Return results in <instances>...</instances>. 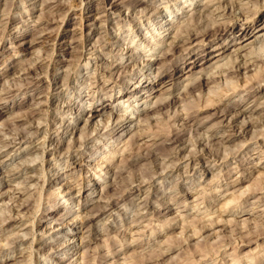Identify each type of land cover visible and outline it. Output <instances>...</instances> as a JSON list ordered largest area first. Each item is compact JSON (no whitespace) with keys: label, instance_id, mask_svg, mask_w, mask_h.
<instances>
[{"label":"rangeland","instance_id":"1","mask_svg":"<svg viewBox=\"0 0 264 264\" xmlns=\"http://www.w3.org/2000/svg\"><path fill=\"white\" fill-rule=\"evenodd\" d=\"M263 41L264 0H0V264H264Z\"/></svg>","mask_w":264,"mask_h":264},{"label":"bare ground","instance_id":"2","mask_svg":"<svg viewBox=\"0 0 264 264\" xmlns=\"http://www.w3.org/2000/svg\"><path fill=\"white\" fill-rule=\"evenodd\" d=\"M47 1H48V0H47ZM208 1H209V0H208ZM219 1H221V0H219ZM42 3H44V2H42ZM128 3H129V2H128ZM184 3H185V2H184ZM209 3H210V2H209ZM209 3H208V4H209ZM248 3H249V2H248ZM208 4H207V5H208ZM244 4H245V3H244ZM82 5H83V4H82ZM189 5H190V4H188L187 6H185V8H187V7L190 8ZM210 5H211V3L209 4V6H210ZM242 5H243V4H242ZM146 6H147V5H146ZM182 6H183V5H182ZM252 6H253V5H252ZM126 7H127V6H126ZM135 7H136V6H135ZM144 7H145V6H144ZM183 7H184V6H183ZM220 7H221V6H220ZM224 7H225V6H224ZM226 7H227V6H226ZM247 7H248V6H247ZM127 8H128V7H127ZM130 8H132V7H130ZM152 8H153V7H152ZM218 8H219V6H218ZM218 8H217V9H218ZM238 8H239V7H238ZM26 9H27V8H26ZM143 9H144V8H143ZM145 9H146V8H145ZM145 9H144V10H145ZM147 9H148V8H147ZM156 9H157V8H156ZM156 9H155V10H156ZM190 9H191V8H190ZM219 9H220V8H219ZM249 9H250V8H249ZM249 9H248V10H249ZM130 10H131V9H130ZM139 10H140V9H139ZM128 11H129V10H128ZM157 11H158V10H157ZM167 11H170V13H168L169 16H170V15L172 14V11H173V10L170 9V10H167ZM184 11H186V10H182V12H184ZM191 11H192V10H191ZM194 11H195V10H194ZM214 11H215V10H214ZM241 11H242V10H241ZM241 11H240V12H241ZM139 12H140V11H139ZM144 12H146V11H144ZM150 12H151V11H150ZM158 12H159V11H158ZM211 12H212V11H211ZM224 12H225V11H224ZM125 13H126V12H125ZM141 13L144 14L143 12H141ZM193 13H194V12H193ZM200 13H201V12H200ZM226 13H227V12H226ZM226 13H225V16H226ZM230 13H231V12L228 13V16H229ZM120 14H121V13H120ZM145 14H146V13H145ZM222 14H223V13H222ZM222 14H221V15H222ZM234 14H235V13H234ZM242 14H243V13H242ZM190 15H191V14H190ZM208 15H209V14H208ZM218 15H219V14H218ZM232 15H233V14H232ZM169 16H167V17H168L167 19L170 18ZM174 16H176V15H173V16L170 18V20L173 21V20H174ZM191 16H192V15H191ZM193 16H194V15H193ZM193 16H192V17H193ZM223 16H224V15H223ZM242 16H243V15H242ZM40 17H41V16H40ZM164 17H165V16H164ZM230 17H231V16H230ZM245 17H246V16H245ZM248 17H249V16H248ZM42 18H43V17H42ZM189 18H190V17H189ZM198 18H199V15H198ZM218 18H219V17H218ZM235 18H236V17H235ZM190 19H191V18H190ZM190 19H188V21H189ZM194 19H195V18H193V20H194ZM214 20H215V19H214ZM230 20H231V19H230ZM172 21H171V22H172ZM190 21H191V20H190ZM194 21L196 22V21H198V19H197V20L195 19ZM194 21H193V22H194ZM199 21H200V19H199ZM199 21H198V23H199ZM219 21H220V20H219ZM224 21H225V20H224ZM224 21H223V22H224ZM248 21L253 23V19H249V20H247V22H248ZM117 22H118V21H117ZM161 22H162V21H161ZM171 22H170V23H171ZM195 22H194V23H195ZM207 22H208V21H207ZM207 22H206V23H207ZM225 22H226V21H225ZM194 23H193L194 26L190 27L191 25H190V26H189V25L187 26V25H186L187 23L185 22L184 25H186V27H188V28H186V29H185V27L182 28V29H184V31H185L186 33L188 32V35H186V36H187L188 38H191V39H193L192 36H196V35H199V34L201 35V33H202V32H200L201 30L198 31V28L195 27L196 23H195V24H194ZM210 23H211V21H210ZM212 23H213V22H212ZM228 23H230V22L228 21ZM257 23H258V22H257ZM99 24H100V23H99ZM116 24H117V23H116ZM174 24H175V23H174ZM200 24H201V21H200ZM202 24H203V23H202ZM213 24H214V26H212ZM213 24H211V26H212L211 28H213V29H214L215 27L218 26L217 28H215V29H216L215 31L217 32V33H216L217 36L215 35V33H212V36H213V37L216 36V37L218 38L221 34H223V35L225 34V35H226V34L231 30V28H229V26H227V25H228L227 23H226L227 25H224L225 23L223 24L222 22H218V21L216 20ZM180 25H181V24H180ZM180 25H179V27H180ZM207 25H208V24H207ZM207 25H205V27H206ZM249 25H250V24H249ZM254 25H255V24H254ZM198 26H199V25H198ZM201 26H202V25H201ZM208 26H209V25H208ZM208 26L206 27V29L210 27V26H209V27H208ZM179 27H178V28H179ZM205 27H204V29L201 27V28L203 29V31H204V30L206 31ZM247 27H248V25L245 26L244 29L246 30ZM167 29H168V28H165V30H167ZM182 29H181V31H180V30H177V31L175 30V32L177 33V34H175L176 38L182 36V33H181V32L183 31ZM196 29H197V30H196ZM199 29H200V27H199ZM165 30H164V31H165ZM207 31H208V30H207ZM175 32H174V33H175ZM185 32L183 33L184 35H185ZM213 32H214V31H213ZM247 32H248V31H247ZM159 33H160V32H157L156 37L160 36ZM203 33H204V32H203ZM203 33H202V34H203ZM233 33H236V32L233 31ZM213 34H214L215 36H214ZM206 35H207V34H206ZM208 35H209V34H208ZM204 36H205V35H204ZM209 36H210V35H209ZM209 36H208V37H209ZM212 36H211V37H212ZM102 38H103V37H102ZM195 38H196V37H195ZM104 39H105V38H104ZM202 39L204 40V38H202ZM210 39H211V38H210ZM238 39H239V38H238ZM85 40H86V39H85ZM114 40H115V39H114ZM116 40H117V39H116ZM233 40H234V39H233ZM233 40L231 39L228 43H224V41H223V42H221V43H219V44H215V47H216V48H224V51H220V50L218 49V50L215 52V55H216V56L219 55V54H221L219 57H216V60H221L222 58H224V57L227 56V55L224 54V53H225L226 49L231 48V46H228V44L230 45L231 41H233ZM158 41L161 42V40H157V42H156L155 44L159 43ZM163 41H164V40H163ZM172 41H174V40H172ZM189 41H190V40H189ZM243 41H244V40L241 41V37H240L239 41L236 42V43H240V44H238V46H237L236 48H240V47H242L243 45H242L241 43H242ZM204 42H205V41H204ZM263 42H264V41H263ZM30 43H31V41H30ZM32 43H33V41H32ZM152 43H153V42H152ZM200 43H203V42H200V41H199V44H200ZM250 43H251V41H250ZM153 44H154V43H153ZM155 44H154V45H155ZM171 44H173V43H171ZM171 44H170V48L172 47ZM203 44H205V43H203ZM95 45H96V44H95ZM173 45H174V44H173ZM168 46H169V44H168ZM185 46H187V45H185ZM173 47H174V46H173ZM175 47H176V45H175ZM199 47H200V46H199ZM208 47H209V46H208ZM208 47H206V48H204V49H202V50H208ZM249 47H252L251 44L249 45ZM249 47L247 46V48H249ZM254 47H255V46H254ZM261 47H262V46H261ZM188 48H190V47H188ZM194 48H195V47H191V48L188 50V52H187V54H191V53H193V55H192L191 57H194V56L199 55V54H201V55L204 54V53L201 52L200 50L196 51V49H194ZM242 48H243V47H242ZM247 48H246V49H247ZM252 48H253V47H252ZM100 49H101V48H100ZM154 49H155V48H154ZM168 49H169V48H167V50H164L163 52H161V53L163 54V55H161V56H165V55H167V52H168V51H169L170 54H172V55H174L175 52H177V51L172 52V51L174 50L173 48H172L173 50H172V49L168 50ZM175 49H176V48H175ZM177 49H178V48H177ZM199 49H200V48H199ZM171 50H172V51H171ZM184 50H185V49H184ZM184 50H183V51H184ZM194 50H195V51H194ZM214 50H215V49H214ZM235 50H236V49H235ZM251 50H252V49H251ZM236 51H237V50H236ZM236 51H233L234 53H233V52H232V53L235 55V52H236ZM249 51H250V49H249ZM169 52H168V53H169ZM184 52H185V51H184ZM204 52H205V51H204ZM212 52H213V51H211V50L209 49L205 54L210 55ZM238 52H239V51H238ZM238 52H236V53H238ZM257 52H258V51H257ZM257 52H256V54H258ZM38 53H39V52H38ZM173 53H174V54H173ZM180 53H181V52H180ZM229 53H230V52H229ZM254 53H255V50H254ZM177 54H178V52H177ZM227 54H228V53H227ZM242 54H243V53H242ZM245 54H246V53H245ZM152 55H153V54H152ZM175 55H176V54H175ZM229 55H230V54H229ZM231 55H232V54H231ZM234 55H233V56H234ZM240 55H241V54H240ZM259 55H260V54H259ZM262 55H263V54H262ZM161 56H160V57H161ZM235 56H237V57H236L237 59L235 60V59L233 58V59H234V61L232 60V61L234 62L233 64L235 65L236 63H238V64H236V65L240 66L239 64H240V62H242V61L237 62V61L239 60V58H238L239 55H235ZM241 56H242V55H241ZM245 56H246V58L248 57L247 60L250 59V57H251L250 54H249V55L246 54ZM245 56H244V58H245ZM91 57H92V56H91ZM98 57H99V56H98ZM169 57H171V56H169ZM173 57H174V56H173ZM173 57H172V58H173ZM183 57H184V56H183ZM214 57H215V56H214ZM231 57H232V56H231ZM253 57H255V56L253 55ZM257 58H258V57H256V59H257ZM260 58H261V57H260ZM36 59H37V58H36ZM151 59H152L151 57L148 58V62L146 63L147 65H151V66H152L153 62L151 61ZM164 59H165V58H164ZM164 59H163V60H164ZM166 59H167V58H166ZM169 59H170V58H169ZM214 59H215V58H214ZM160 60H161V59H160ZM228 60H230V59H228ZM228 60H227V62H228ZM87 61H88V60H87ZM158 61H159V60H158ZM185 61H186V58H185ZM185 61H184V62H185ZM244 61H245V60H244ZM248 61H249V60H248ZM159 62H160V61H159ZM200 62L203 63V61L201 60V61H197L196 64H198V63H200ZM235 62H236V63H235ZM161 63H162V61H161ZM163 63H164V65L161 64L162 66H161L160 63H159L160 66H158L159 68H157V70H156V71H158V74H162V73H163L164 71H166V69H167L166 66H165L166 63H165V62H163ZM222 63H223V62H222ZM243 63H246V62H243ZM105 64H106V63H105ZM143 64H144V63H143ZM230 64H231V63H230ZM71 65H72V64H71ZM226 65H227V63H226V64H225V63H223V64H219V63H218V64L215 65V68H216V66H217V68H218V67H219V68H220V67L224 68V66L226 67ZM228 65H229V63H228ZM231 65H232V64H231ZM68 66H69V65H68ZM73 66H74V64H73ZM133 66H134V65H133ZM138 66H139V65H138ZM167 66H168V65H167ZM143 67H144V66H143ZM147 67H148V66H147ZM229 67H230V66H229ZM229 67L227 66V67L225 68V70H226L227 68H229ZM234 67H235V66H234ZM234 67H232V68H234ZM109 68H110V67H109ZM180 68H181V67H180ZM206 68H207V67H206L205 65H204L203 67H201V68L199 69V72H201L200 75H199V76H196V77H198L197 80H195L196 78L194 77V78H195L194 81H193L194 83H193L192 81H191V82L189 81L188 83H189V84H190V83H192V84H196V83L198 82L197 84H199V83H200V80H201V82H203L202 79H206V78L209 79L210 77H209L208 75H210V74H211L210 76L213 77V76H212V73H214V72H212L210 69H209V70L211 71V73H210V74H207V76H203V75H204V71H206ZM219 68H218V69H219ZM230 68H231V67H230ZM232 68H231V69H232ZM235 68H237V67H235ZM68 69H69V68H68ZM144 69H145V68H144ZM158 69H159V70H158ZM176 69H179V68H176ZM181 69H183V68H181ZM189 69H190V68H189ZM220 69H221V68H220ZM130 70H131V69H130ZM197 70H198V69H197ZM197 70H194V71L196 72ZM213 70H214V68H213ZM229 70H230V69H229ZM233 70H237V69H233ZM263 70H264V69H262V71H263ZM29 71H30V70H29ZM210 71H209V72H210ZM214 71H215V70H214ZM216 71H217V70H216ZM226 71H228V69H227ZM69 72H70V71H69ZM209 72H208V73H209ZM263 72H264V71H263ZM202 73H203V74H202ZM29 74H30V73H29ZM69 74H70V73H69ZM170 74H171V73H170ZM191 74H192V73H191ZM191 74H190V75H191ZM223 74H224V72H223ZM187 75H188V74H187ZM190 75H188V77H191ZM217 75H218V74H217ZM160 76H161V75H160ZM172 76H173V75H172ZM194 76H195V75H194ZM95 77H96V76H95ZM192 77H193V76H192ZM64 78H65V77H64ZM213 78H215V76H214ZM213 78H212V79H213ZM65 79H66V78H65ZM190 80H191V79H190ZM262 80H263V79H262ZM164 81H165V80H164ZM205 81L208 82V80H205ZM209 81H211V79H210ZM60 82H61V81H60ZM188 83H187V84H188ZM232 83H233V82H232ZM232 83H231V84H232ZM192 84H190V85H192ZM201 84H202V83H201ZM223 84H224V83H223ZM225 84H226V82H225ZM231 84H230L229 86H232ZM260 84H261V83H260ZM68 85H69V84H68ZM91 85H92V84H91ZM199 85H200V84H199ZM199 85H197V86H199ZM219 85H220V84H219ZM221 85H222V84H221ZM234 85H235V84H234ZM237 86H238V85H237ZM5 87H6V86H5ZM62 87H63V86H62ZM191 87L194 88V86H191ZM191 87H190V88H191ZM214 87H215V86H214ZM223 87H224V86H223ZM233 87H234V86H233ZM11 88H12V87H11ZM196 88H197V87H196ZM196 88H195V89H196ZM243 88H244V87H243ZM5 89H6V88H5ZM153 89H154V88H152V91H150L151 93L153 92ZM169 89H170V88H169ZM195 89H194V90H195ZM198 89H199V88H198ZM232 89H233V88H232ZM232 89H231V90H232ZM190 90H191V92H192V88L189 89L188 92H190ZM234 90H235V89H233V91H234ZM236 90H237V88H236ZM164 91L166 92V90H164ZM227 91H228V90H227ZM159 92H161V91H159ZM165 92H164V93H165ZM168 92H169V91H168ZM219 92H220V91H219ZM170 93H171V92H170ZM229 93H230V92H229ZM218 94H219V93H218ZM225 94H226V93H225ZM159 95H160V94H159ZM159 95H158V96H159ZM155 96L157 97L156 94H155ZM161 96H162V95H161ZM161 96H160V97H161ZM185 96H186V95H185ZM187 96H188V95H187ZM160 97L158 98V100H157L156 102L154 101L155 104L152 106V107H153V108H152V109H153V112H159V110H161V109H162V108H163V107L169 102V100H168V102H167V100H166L167 97H165V96H164V97L162 96L161 98H160ZM5 98H6V97H5ZM153 98H154V97H153ZM169 98H171V97H169ZM169 98H168V99H169ZM151 99H152V98L149 97V98H147V99L145 100V104H144V107H143V108H145L146 105H147L149 102H151ZM156 99H157V98H156ZM171 100H172V99H171ZM175 101H176V100H175ZM36 102H37V101H36ZM69 103H70V102H69ZM163 103H164V104H163ZM117 105H118V104H117ZM167 105H168V104H167ZM263 105H264V103H263ZM166 107H167V106H166ZM113 108H114V107H112V109H113ZM115 108H117V107L115 106ZM134 109H135V108H134ZM167 109H168V108H167ZM219 109H221V108H219ZM223 109H224V108H223ZM168 111H169V110H168ZM105 112H106V109H105L104 107H103L100 111H97V109H95V111L92 112L91 117H94V118H95V117H97V116H100L101 118H103L101 115H102L103 113H105ZM153 112H149V111H148V112L145 114V117H148L147 121L149 120V118H150L149 116H150ZM165 112H166V111H165ZM165 112H164V113H165ZM227 112H228V111H227ZM260 112H261V111H260ZM262 112H263V111H262ZM222 113H225V112L222 111ZM222 113H221V114H222ZM111 114H112V113H111ZM118 114H119V113H118ZM157 114H159V113H157ZM239 114H240V113H239ZM128 115H129V114H128ZM128 115H127V116H128ZM230 115H231V114H230ZM236 115H237V113H236ZM110 116H111V115H110ZM116 116H117V115H116ZM118 116H119V115H118ZM123 116H124V115H122L120 118H123ZM125 116H126V115H125ZM127 116H126V117H127ZM151 116H152V115H151ZM138 117H139V116H138ZM138 117H137V119H138ZM145 117H144V118L142 117V118L145 120ZM156 117H157V116H156ZM160 117H161V116H160ZM227 117H228V116H227ZM110 118H111V117H110ZM115 118H116V117H115ZM153 118H154V117H153ZM103 119H104V118H103ZM143 119H142L141 121H144ZM154 119H155V118H154ZM157 119H158V118H157ZM229 119H230V118H229ZM231 119H232V118H231ZM231 119H230L229 121H231ZM88 120H89V119H88ZM101 120H102V119H101ZM138 120H139V119H138ZM158 120H159V119H158ZM85 121H86V120H85ZM124 121H125V120H124V118H123V119L120 121V123H122V122H124ZM155 121H156V120H155ZM160 121H161V120H160ZM160 121H157V122H160ZM89 122H91V121H89ZM103 122H104V121H103ZM151 122H152V121H151ZM148 123H149V122H148ZM154 123H155V122H154ZM154 123H153V124H154ZM31 124H32V123H31ZM97 124H99V120L97 121ZM108 124H109V123H108ZM141 124H142V122H141ZM145 124H146V123H145ZM149 124H150V123H149ZM94 125H95V124H94ZM139 125H140V124H139ZM143 125H144V123H143ZM150 125H151V124H150ZM97 126H98V125H97ZM140 126H141V128H142V125H140ZM106 127H107V126H106ZM138 128H139V126H138ZM95 129H96V128H95ZM97 129H98V128H97ZM143 129H144V127H143ZM150 129H151V126H150ZM93 130H94V129H93ZM123 130H124V129H123ZM132 130H133V129H132ZM135 130H137V129H135ZM144 130H145V129H144ZM137 133H138V132H137ZM137 133H136V134H137ZM139 133H140V131H139ZM28 134H29V132H28ZM89 134H90V133H89ZM89 134H88V135H89ZM121 134H122V133H121ZM141 134L145 135V133H143V132H141ZM141 134H139V136H140ZM9 135H10V134H9ZM257 135H258V134H256V136H257ZM10 136H11V135H10ZM83 136H85V135L83 134ZM133 136H134V135H133ZM136 136L139 137L138 135H136ZM262 136H263V135H262ZM11 137H12V136H11ZM85 137H87V136H85ZM4 138H5V137H4ZM12 138H13V137H12ZM87 138H88V137H87ZM139 138H140V137H139ZM201 138H202V137H201ZM30 139H31V138H30ZM115 139L118 140V138H115ZM84 140H85V139H84ZM196 140H197V139H196ZM201 140H202V139H201ZM13 141H14V139H13ZM73 142H74V141H73ZM79 142H80V140H79ZM260 142H261V141H260ZM84 143H85V142H84ZM78 144H79V143H78ZM57 147H58V146H57ZM76 147H77V146H76ZM70 148H71V147H70ZM116 148H117V147H115V149H116ZM124 150H125V149H124ZM115 151H116V150H115ZM67 152H68V150H67ZM190 152H191V151H190ZM196 152H197V151H196ZM65 154H66V153H65ZM112 155H113V153H112ZM196 155H197V153H196ZM205 155H206V154H205ZM37 156H39L38 153L36 154V157L34 156L35 160H36ZM109 156H111V154H110ZM185 156H187V154H186ZM192 156H193V155H192ZM206 156H207V155H206ZM29 157H30V156H29ZM31 157H32V156H31ZM31 157H30V158H31ZM42 157H43V156H42ZM106 157H107V156H106ZM112 157H113V156H112ZM183 157H184V156H183ZM179 158H180V157H179ZM194 158H195V157H194ZM211 158H212V157H211ZM39 159H40V158H39ZM165 160H166V159H165ZM33 161H34V160H33ZM111 161H112V158H107V159L104 160V163L106 162V163H107L106 166H109L110 163H111ZM197 161H198V160H197ZM119 162H120V161H119ZM121 162H123V161H121ZM104 163H103V164H104ZM25 165H26V164H25ZM99 165H100V164H99ZM101 165H102V163H101ZM101 165H100V166H101ZM113 165H114V164H113ZM123 165H124V164H123ZM127 165H128V164H127ZM172 165H173V164H172ZM128 166H129V165H128ZM152 166H153V165H152ZM173 166H174V165H173ZM101 167H102V166H101ZM101 167H100V168H101ZM117 167H118V166H117ZM102 168H103V167H102ZM109 168H110V166H109ZM109 168H108V170H109ZM169 168H170V167H169ZM103 169H105V167H104ZM124 169H125V168H124ZM128 169H129V168H128ZM128 169H127V170H128ZM148 169H149V168H148ZM151 169H152V168H151ZM119 170H120V169H119ZM121 170H122V168H121ZM121 170L119 171L120 173L122 172ZM152 170H153V169H152ZM164 170H165V168H164ZM95 172H96V171H95ZM155 172H156V171H155ZM101 175H102V174H101ZM120 175H121V174H119V176H120ZM113 176H114V175H113ZM147 176H148V175H147ZM4 177H5V176H4ZM101 177H102V176H101ZM150 177H151V176H150ZM150 177H149V178H150ZM89 178H90V177H89ZM103 178H105V177H103ZM103 178H102V179H103ZM114 178H115V176H114ZM116 178H117V177H116ZM143 178H144V177H143ZM149 178H146V179H149ZM213 178H214V177H213ZM216 178H217V177H216ZM146 179H143V180H146ZM116 180H117V179H116ZM116 180H115V181H116ZM143 180H142V181H143ZM151 180H152V179H151ZM115 181H114V182H115ZM142 181H141V182H142ZM149 181H150V180H149ZM141 182H139V183H141ZM143 182H144V181H143ZM143 182H142V183H143ZM107 183H108V182H107ZM109 184H110V183H109ZM131 184H132V183H131ZM107 185H108V184H107ZM111 185H113V184L111 183ZM137 185H138V184H137ZM113 186H114V185H113ZM138 186H139V185H138ZM140 186H141V184H140ZM71 187H72V186H71ZM150 187H151V186H150ZM53 188H55V187H53ZM102 188H104V187H102ZM130 188H131V187H130ZM10 189H11V188H10ZM59 190H60V189H59ZM79 190H80V188H79ZM118 190H119V189H118ZM149 190H150V189H149ZM1 191H2V190H1ZM76 192H77V191H76ZM113 192H114V191H113ZM113 194H114V193H113ZM117 194H118V193H117ZM117 194H116V195H117ZM103 195H104V194H103ZM109 195H110V194H109ZM105 196H106V194H105ZM110 196H114V195L111 194ZM110 196H109V198H110ZM118 196H119V195H118ZM41 199H42V198H41ZM106 199H107V198H106ZM109 200H110V199H109ZM231 201H232V200H231ZM114 202H115V201H114ZM146 202H147V201H146ZM4 203H5V202H4ZM106 203H108V202H106ZM134 203H135V202H134ZM95 204H96V203H95ZM95 204H94V205H95ZM103 204H105V203H103ZM197 204H198V203H197ZM21 205H22V204H21ZM38 205H39V204H38ZM107 205H108V204H107ZM107 205H106V206H107ZM200 205H201V204H200ZM22 206H23V205H22ZM63 206H64V204H63ZM101 206H102V205H101ZM143 206H144V205H143ZM194 206H195V205H194ZM39 207H40V206H39ZM95 207H96V206H95ZM139 207H140V206H139ZM98 208H99V212H100V207H98ZM208 209H209V208H208ZM14 210H15V209H14ZM101 210H102V209H101ZM103 210H104V209H103ZM142 210H143V209H142ZM139 211H140V210H139ZM137 212H138V211H137ZM7 214H9V213H7ZM12 214H13V213H12ZM62 214H63V213H62ZM87 214H88V213H87ZM9 215H10V214H9ZM78 215H79V214H78ZM4 216H5V215H4ZM4 216H3V217H4ZM13 216H14V215H13ZM80 216H81V215H80ZM7 217H10V216H7ZM77 217H78V216H77ZM80 218H81V217H80ZM75 220H76V219H75ZM211 221H214V220H211ZM32 222H33V221H32ZM208 223H209V222H208ZM203 224L205 225V223H203ZM211 224H212V223H211ZM214 224H215V223H214ZM201 226H202V225H201ZM208 226H209V225H208ZM204 227H205V226H204ZM197 229H198V228H197ZM199 229H200V228H199ZM194 230H195V229H194ZM23 234H24V233H23ZM25 234H29V233H25ZM193 234H194V233H193ZM20 235H22V233H21ZM34 236H35V235H34ZM15 238H17V237H15ZM82 238L84 239V237H82ZM20 239H21V238H20ZM17 240H19V239H17ZM1 241H2V240H1ZM1 241H0V242H1ZM32 241H33V240H32ZM80 241H81V240H80ZM0 244H2V243H0ZM4 244H5V243H4ZM50 244H51V243H50ZM83 244H84V243H83ZM157 244H158V243H157ZM7 246H8V245H7ZM47 248H48V247H47ZM55 248H56V247H55ZM3 249H4V246L1 245V246H0V251L3 250ZM31 249H32V248H31ZM62 250H63V249H62ZM259 255H260V253H259ZM79 257H80V256H79ZM58 258H59V257H58ZM243 258H244V257H243ZM248 259H249V258H248ZM254 260H255V259H254ZM31 263H32V262H31ZM88 264H89V263H88Z\"/></svg>","mask_w":264,"mask_h":264}]
</instances>
